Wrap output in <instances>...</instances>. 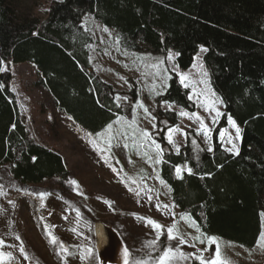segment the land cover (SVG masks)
<instances>
[{
  "label": "trees",
  "instance_id": "16d2710c",
  "mask_svg": "<svg viewBox=\"0 0 264 264\" xmlns=\"http://www.w3.org/2000/svg\"><path fill=\"white\" fill-rule=\"evenodd\" d=\"M87 14L115 30L125 50H140L142 44L158 54L174 50L183 70L193 65L201 46L206 48L203 61L224 105L212 148L189 136L178 151L164 144L159 174L174 205L204 235L253 248L264 215V0H54L42 20L19 16L12 0H0V66L33 64L38 85L58 110L96 134L126 110L92 68ZM11 79L0 70V166L8 165L23 184L67 181L62 156L31 136ZM158 100L194 110L176 75ZM228 117L242 129L237 153L219 140ZM178 166L186 168L180 176Z\"/></svg>",
  "mask_w": 264,
  "mask_h": 264
},
{
  "label": "rangeland",
  "instance_id": "374dc122",
  "mask_svg": "<svg viewBox=\"0 0 264 264\" xmlns=\"http://www.w3.org/2000/svg\"><path fill=\"white\" fill-rule=\"evenodd\" d=\"M53 1L12 0V4L19 16L42 20ZM83 23L93 37L89 45L92 68L111 85L116 103L126 112L109 123L111 130L107 125L100 133L92 134L58 110L50 94L38 85L39 73L34 65L2 62L0 70L11 73L10 87L31 136L60 154L69 171L65 182L55 179L30 185L16 181L8 165L0 166V253L12 254L3 264H125V248L128 264H156L155 258L167 247L189 257L177 258L172 264H190L196 255L206 261L215 259L217 245L224 264H264V215L263 232L253 248L206 236L187 213L174 205L170 187L159 174L160 157L155 144L160 145L162 156L164 144L178 151L189 136L208 150L223 116V103L216 104L221 115L215 117L200 95L222 100L212 87L203 61L206 51L201 49L206 48L201 46L193 65L183 70L177 66V54L172 49L158 54L142 44L140 50H125L120 35L92 15H85ZM173 75L179 81L180 75L189 77L188 87L181 84L189 90L194 110L159 103ZM182 112L189 115L183 116ZM194 113L199 114L210 133L203 132ZM235 125L240 129L239 137L229 117L218 131L223 147L231 152L238 151L242 133ZM145 130L151 133L150 140L142 137ZM170 130H175L173 143L168 141ZM222 132L226 133L223 138ZM178 167L182 172L186 169ZM71 181H76L78 187ZM40 193L48 195L41 199ZM145 217L162 225L161 234ZM173 225L174 234L186 243L168 238L167 229ZM49 232L57 238L56 243ZM211 238H215V244ZM149 241L155 243L150 246ZM62 246L67 251H62Z\"/></svg>",
  "mask_w": 264,
  "mask_h": 264
},
{
  "label": "snow or ice",
  "instance_id": "6c2138e0",
  "mask_svg": "<svg viewBox=\"0 0 264 264\" xmlns=\"http://www.w3.org/2000/svg\"><path fill=\"white\" fill-rule=\"evenodd\" d=\"M202 51H206V49H201ZM172 57L170 56L169 59H171ZM206 75V73H205ZM180 82L182 84H184L185 87H188V79L189 77L188 76H185V75H180ZM201 83H206V81H201ZM201 96H204V99H205V105L207 107V110L208 111H214L215 112V117H219L221 115V112L219 111L218 108H216V104L217 103H223L222 100H220L219 98H215V99H209V97L207 95H205L204 93H201L200 94ZM119 99V98H118ZM140 107H144L143 104L141 103L140 104ZM144 111L147 112V108H144ZM181 115L183 116H188L189 114L186 113V112H182ZM193 116H195V118L200 121V127L203 129V132L205 134H208L210 133V128L203 122V119L199 116V114H192ZM215 117H213V123L215 122ZM229 122L233 124V126L235 127V130H236V135L237 137H239V134H240V129L238 126L235 125V122L231 120V118L229 117ZM109 127V130H111V125L108 126ZM173 131L175 130H170L169 133H168V141L169 143H173ZM102 135V134H101ZM142 137H144L145 139H149L151 138V133H149L148 131H143L141 133ZM221 137L223 138L226 133L225 132H222L220 133ZM229 140H231V137H229ZM154 143V142H153ZM125 147H127V145H125ZM155 148L157 150V156L160 157V159L157 160V162H162V156H161V152H162V149L160 147L159 144H155ZM233 150L235 149V145L233 144L232 146ZM178 150V149H177ZM149 159H151V157H149ZM182 172V169L180 167H177L176 168V173L178 175H180ZM187 172L189 174H191L192 172V169L191 168H188L187 169ZM71 184L73 185H77V182L76 181H71ZM78 187V185H77ZM48 195V193H40V198L43 199L45 198L46 196ZM159 207V205L157 206ZM165 208L169 207L167 205L164 206ZM147 220V222L152 225V227L154 229H156L157 231V234H161V231H162V225L157 223L156 221L154 220H151L150 218H144ZM175 225H173L172 227H169L167 229V236L169 239H176L178 241V243H186V241H184L183 237L182 236H179L178 233L174 234V229H175ZM49 236L51 237V241L53 243H56L57 242V238L55 236H52L51 232H49ZM199 239V238H198ZM203 242V241H201ZM0 243H3L2 241H0ZM149 245H153L155 243V241H149L148 242ZM211 243L215 244L216 241H215V238H211ZM62 251H67L66 248H63L62 246ZM91 251V250H89ZM215 253H216V257L215 259H211V260H205L204 257L202 256H199V255H196L195 258L198 259L200 261V264H224V262L220 259V249H219V246L217 245V247L214 249ZM124 255H125V264H128V260H127V257L129 256V252L128 250L125 248L124 250ZM12 257V254L11 253H8V252H3V253H0V264H3V262L6 260V259H11ZM187 259L189 257H187L183 252L179 251L178 249H175V248H172V247H167L166 250L163 251L162 255L156 257V264H172V261H174L175 259ZM137 264H146V262L144 261H137Z\"/></svg>",
  "mask_w": 264,
  "mask_h": 264
}]
</instances>
